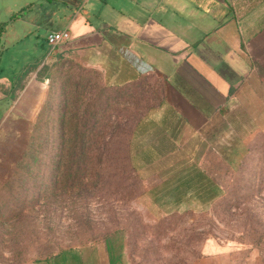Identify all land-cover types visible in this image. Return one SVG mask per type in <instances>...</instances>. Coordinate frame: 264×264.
Returning <instances> with one entry per match:
<instances>
[{"label": "crops", "instance_id": "1", "mask_svg": "<svg viewBox=\"0 0 264 264\" xmlns=\"http://www.w3.org/2000/svg\"><path fill=\"white\" fill-rule=\"evenodd\" d=\"M0 26V131L42 97L31 67L56 53L80 61L129 92V161L154 218L210 208L218 164L235 171L264 134V0H0ZM65 29L49 55L45 39ZM239 250L210 241L197 264H235ZM31 264H130L126 235Z\"/></svg>", "mask_w": 264, "mask_h": 264}, {"label": "rangeland", "instance_id": "2", "mask_svg": "<svg viewBox=\"0 0 264 264\" xmlns=\"http://www.w3.org/2000/svg\"><path fill=\"white\" fill-rule=\"evenodd\" d=\"M37 69L42 97L0 131V264H31L120 231L130 264H197L210 241L238 245L235 264H264V134L250 136L235 171L218 164L223 195L210 208L154 218L129 161V92L66 54Z\"/></svg>", "mask_w": 264, "mask_h": 264}, {"label": "built area", "instance_id": "3", "mask_svg": "<svg viewBox=\"0 0 264 264\" xmlns=\"http://www.w3.org/2000/svg\"><path fill=\"white\" fill-rule=\"evenodd\" d=\"M70 40V32L65 29L58 32L50 33L47 38V45L49 47V55L61 44L66 43Z\"/></svg>", "mask_w": 264, "mask_h": 264}, {"label": "trees", "instance_id": "4", "mask_svg": "<svg viewBox=\"0 0 264 264\" xmlns=\"http://www.w3.org/2000/svg\"><path fill=\"white\" fill-rule=\"evenodd\" d=\"M3 29V27L2 26H0V32H1V30ZM57 54V53H56ZM58 55V54H57Z\"/></svg>", "mask_w": 264, "mask_h": 264}]
</instances>
